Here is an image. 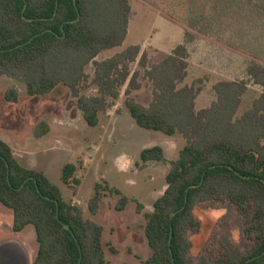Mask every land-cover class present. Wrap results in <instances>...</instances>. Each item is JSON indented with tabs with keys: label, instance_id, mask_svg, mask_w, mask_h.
Returning <instances> with one entry per match:
<instances>
[{
	"label": "trees",
	"instance_id": "trees-1",
	"mask_svg": "<svg viewBox=\"0 0 264 264\" xmlns=\"http://www.w3.org/2000/svg\"><path fill=\"white\" fill-rule=\"evenodd\" d=\"M171 2L184 8V43L160 62L151 63L146 53L140 54L139 46L96 60L101 52L125 41L130 0H0V78L23 82L30 97L66 87L89 127L98 126L100 116L117 105L126 87L123 106L139 128L184 141L177 158L170 162L166 189L152 211L143 213L138 201L103 181L95 184L88 201L91 216L99 213L105 194L117 198V212L129 203L136 204L152 252L139 264H245L257 257L248 264H264V93L239 115L247 83L219 81L213 85L215 101L196 111L200 82L182 85L188 76V45L198 38L228 35L224 45L248 58V80L264 87V0ZM137 60L138 69L132 72L131 65ZM90 65L92 75L85 71ZM142 81L152 87L147 107L133 96L142 88ZM90 89L95 94L86 95ZM5 99L17 101L12 91ZM43 127L36 128V137L45 133ZM149 162H165L161 147L143 150L137 167L142 169ZM77 170L78 163L63 167L65 186H79ZM203 203L230 205L247 218L243 251L222 236L218 257L211 261L202 254L194 262L188 234L198 227L194 211ZM0 205L12 212L13 234L33 228L37 252L31 264H109L102 226L85 219L82 210L66 200L42 172L23 167L1 139ZM184 205L171 220V214Z\"/></svg>",
	"mask_w": 264,
	"mask_h": 264
},
{
	"label": "rangeland",
	"instance_id": "rangeland-1",
	"mask_svg": "<svg viewBox=\"0 0 264 264\" xmlns=\"http://www.w3.org/2000/svg\"><path fill=\"white\" fill-rule=\"evenodd\" d=\"M130 6L125 41L120 47L101 52L96 58L97 61L110 58L129 46H139L140 54L146 53L151 63H158L184 43L181 22L185 14L182 6H175L171 0H130ZM227 38L228 35L216 39L202 37L188 45V76L182 85L200 82L197 84L201 87V92L196 99V111L208 108L215 101L213 85L219 81L247 83L248 93L243 98L239 115L250 108L255 98L264 93V87L254 85L248 80L247 56L226 47L223 42H226ZM138 61L131 65L132 72L138 69ZM85 71L92 75V66L87 67ZM125 88L122 89L117 102V113L110 118L101 115L98 126L89 127L82 116L80 117L76 100L66 87L59 86L50 95L30 97L26 94L23 82L8 77L0 78V111L9 117L3 121L0 128L7 135L22 127L19 120L26 118L30 122L38 121L39 118L46 117L48 111L58 118L66 114L60 121H55L52 132V135L62 139L63 144L57 147L56 151L47 155L36 154L31 160L37 161L40 167L51 162L50 168L46 170L50 181L59 188L66 200H71L73 205L82 210L85 219L102 226L103 249L109 264H139L149 259L152 252L142 231L143 215L136 212L135 203H129L124 211L117 212L114 210L117 198L105 194L99 213L96 216L89 214L87 205L94 194L95 184L99 181L106 182L124 196L138 201L144 207L143 213L152 211L153 203L166 188L164 162L143 169L136 168L135 163L139 162L143 149L155 146L162 148L168 137L141 129L135 124L123 106ZM9 91L14 92L16 103L5 99V94ZM134 93L133 96L139 104L144 107L150 104L152 87L146 81H142L141 90ZM85 94L93 95L95 90L90 89ZM179 143L180 141H174L171 148L173 150L170 152L172 155L181 148ZM90 146V165L82 169V155L87 158L85 155L89 154L87 148ZM171 154L166 155L165 161L170 162L173 159ZM64 163H78L80 175L77 174V177L80 184L75 189L72 185L65 186L61 181ZM123 164L130 167L123 169ZM73 197L76 200L73 201ZM194 215L198 227L188 234L190 255L194 262H197L202 254L211 261L218 257L219 239L222 236L227 237L240 251L245 249L243 227L247 218L240 216L232 206L203 203L197 205ZM11 218L12 212L0 205V241L20 242L32 263L37 252L34 230L28 226L20 236L13 234L9 225Z\"/></svg>",
	"mask_w": 264,
	"mask_h": 264
},
{
	"label": "crops",
	"instance_id": "crops-1",
	"mask_svg": "<svg viewBox=\"0 0 264 264\" xmlns=\"http://www.w3.org/2000/svg\"><path fill=\"white\" fill-rule=\"evenodd\" d=\"M133 95H135V93ZM117 106H118V103L115 107H113L111 109V111L109 110L107 112V114H105V116L107 118L113 117V115L117 113V110H116V109H118V108H116ZM63 116H66V114H64L58 118L54 114H50V112L48 111L46 117L39 118L38 121L34 120V122L33 121L30 122L26 118L23 120H19V125H22V127L19 128L16 132L11 133L12 135L11 134L7 135V133L1 131V128H0V139L9 145V147L13 151V155L16 157L18 162L23 167L42 172L47 177V179L50 181V179L48 177V171H46V170L48 168H50L51 162H49V164L47 166L42 165V167H40V165L38 164L37 161L31 160V157H34L36 154H39V153H41L43 155H47L48 153H52V152L56 151L55 149H57V147H59L63 144L62 139H60L58 136L52 135L53 125H55V121H57V120L60 121L62 118H64ZM80 117H81V115H80ZM8 118H9L8 116H5V114L0 111V125L3 123L4 120H7ZM38 124L45 125V127H43V132H45V133L42 135V137H36L35 133H34L36 130V126ZM167 139L168 140L165 141L166 144L162 147L164 154H165V160H166V155L171 154L170 152L173 150V149L171 150V148L174 145V141H180V143H181V148L177 151V153L175 155L171 154V156H173V159L171 161H173L177 158L178 152L183 148L184 141L179 136H175V137H171V138L168 137ZM177 144H178V142H177ZM87 149H89V154L85 155V156H87V158H85L82 155V161H83L82 169H85L86 167H88L90 165V162H91V159L89 158V156L91 155L90 154L91 146L88 147ZM145 149H148V148H145ZM145 149H143V150H145ZM58 152H64V151L58 150ZM139 157H140V155H139ZM88 161H90V162H88ZM139 162H140V159H139ZM139 162L135 163V164L137 165V164H139ZM170 162H167V161L164 162V165H165L164 169L166 170V173L170 167ZM66 164H68V163H64L62 165V169ZM156 164L159 165L160 163L149 162L144 166V168H148V167L151 168L153 165H156ZM122 167H123V169H128L130 166L128 167V164H125V165L123 164ZM136 168H138V167H136ZM62 169H61V172H62ZM138 169H141V168H138ZM77 174L80 175L79 170H77ZM50 183L53 184L51 181H50ZM72 200L74 201L76 199L74 198ZM9 225H10V222H9ZM20 234L21 233H19L18 235L20 236Z\"/></svg>",
	"mask_w": 264,
	"mask_h": 264
},
{
	"label": "water",
	"instance_id": "water-1",
	"mask_svg": "<svg viewBox=\"0 0 264 264\" xmlns=\"http://www.w3.org/2000/svg\"><path fill=\"white\" fill-rule=\"evenodd\" d=\"M187 193H188V190H186L185 205L187 202ZM185 205L179 211L171 214L170 219L172 220V218L176 214H178V212H181L182 210H184ZM65 229L69 230V228L66 226H65ZM171 237H172V228H170L169 242L171 241ZM262 255H264V253ZM257 258L248 260L247 262H245V264H248L249 262ZM171 259L173 260L172 254H171ZM0 264H31V261H30L28 253L26 252L25 248L20 242L16 240H6L0 243Z\"/></svg>",
	"mask_w": 264,
	"mask_h": 264
}]
</instances>
